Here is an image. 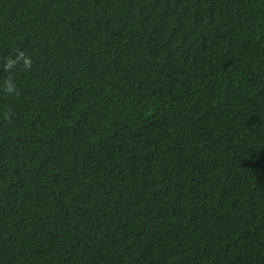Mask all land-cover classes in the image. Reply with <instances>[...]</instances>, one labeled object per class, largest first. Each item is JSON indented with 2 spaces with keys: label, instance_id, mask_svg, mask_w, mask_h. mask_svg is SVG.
I'll return each instance as SVG.
<instances>
[{
  "label": "trees",
  "instance_id": "obj_1",
  "mask_svg": "<svg viewBox=\"0 0 264 264\" xmlns=\"http://www.w3.org/2000/svg\"><path fill=\"white\" fill-rule=\"evenodd\" d=\"M0 264H264V0H0Z\"/></svg>",
  "mask_w": 264,
  "mask_h": 264
}]
</instances>
